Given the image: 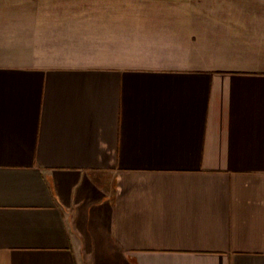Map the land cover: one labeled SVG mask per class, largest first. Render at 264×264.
<instances>
[{"label": "crops", "instance_id": "obj_1", "mask_svg": "<svg viewBox=\"0 0 264 264\" xmlns=\"http://www.w3.org/2000/svg\"><path fill=\"white\" fill-rule=\"evenodd\" d=\"M194 1L0 0V264H264V0Z\"/></svg>", "mask_w": 264, "mask_h": 264}, {"label": "rangeland", "instance_id": "obj_2", "mask_svg": "<svg viewBox=\"0 0 264 264\" xmlns=\"http://www.w3.org/2000/svg\"><path fill=\"white\" fill-rule=\"evenodd\" d=\"M149 1V0H148ZM175 1V0H173ZM180 1V0H179ZM184 1V0H182ZM194 2H198L199 4H205L207 6L208 9H210L212 11V13H216L218 14V12H220V6L221 4L223 3V0H195ZM186 18L188 17H180L179 18V25L175 26L174 27V30H178V33L180 32L181 34H177V35H173V38L170 42H172L171 44H174V43H179V45H175L173 50L177 51V50H181L182 47L183 48H186L185 46H182L184 44V42L186 41V37H183V35H187V33H191L195 30H199L200 27H198L197 25H191L188 23H181L183 21H187ZM215 39L212 40L211 39V36H210V39H209V43H210V46H214L216 45L215 44ZM212 53V52H211Z\"/></svg>", "mask_w": 264, "mask_h": 264}]
</instances>
